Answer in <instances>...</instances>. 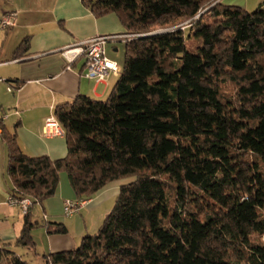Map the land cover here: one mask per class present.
I'll use <instances>...</instances> for the list:
<instances>
[{"label": "trees", "instance_id": "16d2710c", "mask_svg": "<svg viewBox=\"0 0 264 264\" xmlns=\"http://www.w3.org/2000/svg\"><path fill=\"white\" fill-rule=\"evenodd\" d=\"M81 2L117 17L123 66L104 100L54 109L63 159L26 155L2 132L10 195L32 204L17 244L31 249L38 226L66 234L30 219L65 173L79 202L131 180L95 234L42 264H264V2L250 13L218 0ZM0 264L28 263L0 249Z\"/></svg>", "mask_w": 264, "mask_h": 264}, {"label": "crops", "instance_id": "0c3cea01", "mask_svg": "<svg viewBox=\"0 0 264 264\" xmlns=\"http://www.w3.org/2000/svg\"><path fill=\"white\" fill-rule=\"evenodd\" d=\"M0 0V19L16 13L12 28H0V249L13 252L28 264L43 263V257L78 247L87 233V225L102 199L117 196L125 182H114L95 194L78 208L75 216L81 218L78 229L70 219L62 220L63 202L75 200L68 180L60 175L55 195L34 206L30 211L33 222L63 224L66 234H49L44 226L31 231L34 246L31 249L17 244L24 215L18 207L6 204L12 190L7 175V148L2 132L13 134L19 149L29 156H46L51 160L63 159L67 154L65 137L45 138L42 127L58 105L71 103L77 96L104 100L112 90L118 74L109 73L99 83L84 75L85 59L76 58L67 68L62 51L67 47L96 36H112L104 47V56L121 70L119 58L113 56L124 46L127 35L117 17L109 14L96 18L81 0ZM264 0H219L223 6L254 10ZM26 41L27 48L19 57L15 52ZM119 61V62H118ZM11 89V91H8ZM84 208H87L85 211ZM44 217L46 219H44ZM88 220V221H87ZM76 221V219H75ZM73 222V221H72Z\"/></svg>", "mask_w": 264, "mask_h": 264}, {"label": "built area", "instance_id": "2783aa9c", "mask_svg": "<svg viewBox=\"0 0 264 264\" xmlns=\"http://www.w3.org/2000/svg\"><path fill=\"white\" fill-rule=\"evenodd\" d=\"M219 1V0H218ZM16 24V13L5 14L0 19V28H12ZM115 39L112 36H96L91 39L81 41L75 45L67 47L62 51V56L67 63V68L78 57L85 59V77L93 80L96 83L102 82L109 73L118 74L119 69L116 64L104 56L105 44ZM2 82V79H0ZM11 91V89H8ZM42 136L45 138H63L65 136L64 130L57 121L54 114L47 117L42 127ZM6 204L9 206L18 207L23 215H26L32 204L28 198H19L8 195ZM83 202L66 200L63 202V216L72 217L78 211V208ZM44 219H46L44 217Z\"/></svg>", "mask_w": 264, "mask_h": 264}, {"label": "rangeland", "instance_id": "374dc122", "mask_svg": "<svg viewBox=\"0 0 264 264\" xmlns=\"http://www.w3.org/2000/svg\"><path fill=\"white\" fill-rule=\"evenodd\" d=\"M46 5L48 7H52L51 1L45 0V6H44L45 8H46ZM226 6H229V5H226ZM245 11H247L248 13H250V12H253L255 10H252V11H251V9L249 10V5H248V8L245 9ZM199 45H200V42L198 40H192V39H187L186 40L187 49L189 51H191V52L195 51V49ZM113 56L116 57V58H119L118 60L120 61V66L122 67L123 66V62H124V46L120 44V46L118 47V52L113 53ZM116 64H118V63H116ZM61 176H63L65 179H67L65 173H62ZM130 180L131 179L122 180V182L127 183ZM117 182H120V181H117ZM115 200H116V196L110 197V198H107V199H102V201H101L102 203L99 206H97L95 208V210H93V212H89V214H90L89 217H91V219H89V223H86L87 228H88L87 229V231H88L87 233H89L90 235H92V234H95L99 230V228L102 225V222H103L105 216L111 211L112 207L114 206ZM73 201H76V200H73ZM84 210L86 211L87 208H84ZM60 218H62V220L65 221V220H68V218H70V217H65V216L62 215ZM75 219H76V221H75ZM69 221H70V224L72 226L73 225L74 226H77V227H74L73 226L74 229L75 228L78 229L79 227H83L80 217L77 218V216L73 215L72 216V219H70ZM33 264H41V263H39V261H34Z\"/></svg>", "mask_w": 264, "mask_h": 264}]
</instances>
